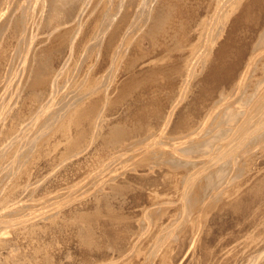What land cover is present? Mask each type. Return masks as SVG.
I'll return each mask as SVG.
<instances>
[{
    "label": "bare ground",
    "instance_id": "bare-ground-1",
    "mask_svg": "<svg viewBox=\"0 0 264 264\" xmlns=\"http://www.w3.org/2000/svg\"><path fill=\"white\" fill-rule=\"evenodd\" d=\"M74 217L68 264H264V0H0V264Z\"/></svg>",
    "mask_w": 264,
    "mask_h": 264
},
{
    "label": "rangeland",
    "instance_id": "rangeland-1",
    "mask_svg": "<svg viewBox=\"0 0 264 264\" xmlns=\"http://www.w3.org/2000/svg\"><path fill=\"white\" fill-rule=\"evenodd\" d=\"M149 21H150V19H149ZM148 23H149V22H148ZM146 26H148V25H145V26L140 30V32H141V31L145 32V31H146V29H145ZM140 32L137 34V37H135V38L133 39L134 42H135L136 38L139 39L140 36H138V35H140L141 33L144 34L143 32H141V33H140ZM142 34H141V35H142ZM142 36H143V35H142ZM142 36H141V37H142ZM132 44H133V43H132ZM140 155H141V156H139V157H142L143 155L145 156L144 153H143V154H140ZM144 156H143V157H144ZM133 166L135 167L136 165H133ZM133 166H132V167H133ZM132 167H131L130 171L133 170V172H135V169H136V168L133 167V169H132ZM136 170H137V169H136ZM130 171H129V172H130ZM127 172H128V171H127ZM131 172H132V171H131ZM106 195H107V194H106ZM106 195H105V196H106ZM106 197H107V196H106ZM106 197H105V198H106ZM90 198H91V197H90ZM88 199H89V197H88ZM84 200L87 201V199H83V200H81V201H84ZM81 201H79V202H81ZM84 202H85V201H84ZM39 207H40V206H39ZM69 208H71V207H69ZM69 208H68V209H69ZM59 213H61V212L59 211V212H57V213H54L55 215H54V214H53V215L57 217V215H59ZM53 215H50V216H49L50 222L52 221L51 218H54ZM51 216H52V217H51ZM88 216H89V215H86V216H85V219L82 220V221L80 222V223L83 224V225L81 224V225H82V227H81L82 230H83V229H84V230H87V228H85V226H86L87 224L85 225V223H88V221H89V220L87 219ZM50 217H51V218H50ZM56 217H55V219H56ZM49 219L46 220V221H49ZM55 219H53V220L56 221L57 219H56V220H55ZM87 220H88V221H87ZM54 221H53V222H54ZM72 221H73V227H72V226H71V227H68V229H67L65 232H63L61 236L58 237V238H59V239H58V242H56V243H57L56 245H58V247L56 246L55 248H57V249H62V251H64V252L66 253V254H63V255H62L63 258H62L60 264H68V262H73V261H70V260L68 259V258H71V260H73V258H74V255H73V253L71 252V251H72V245H70L69 243H67V241H66V243H65V239H67V238L69 237V236H66V235H68V234L71 235V234H73L75 231H77V229H76V228H77L76 225H77V221H78V219H77L76 217H74V218L72 219ZM83 221H85V222H83ZM47 243H48V240H47ZM58 243H59V244H58ZM60 244H61V245H60ZM70 246H71V247H70ZM63 247H64V248H63ZM70 249H71V250H70ZM68 250H69V251H68ZM69 253H70V254H69ZM67 255H68V256H67ZM69 256H71V257H69ZM64 257H66V258L64 259ZM67 257H68V258H67ZM80 261H81V259H80Z\"/></svg>",
    "mask_w": 264,
    "mask_h": 264
}]
</instances>
